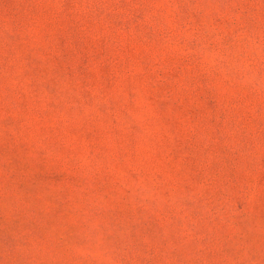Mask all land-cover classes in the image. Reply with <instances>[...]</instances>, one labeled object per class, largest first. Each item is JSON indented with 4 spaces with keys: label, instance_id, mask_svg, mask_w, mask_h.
<instances>
[{
    "label": "rangeland",
    "instance_id": "rangeland-1",
    "mask_svg": "<svg viewBox=\"0 0 264 264\" xmlns=\"http://www.w3.org/2000/svg\"><path fill=\"white\" fill-rule=\"evenodd\" d=\"M0 264H264V0H0Z\"/></svg>",
    "mask_w": 264,
    "mask_h": 264
}]
</instances>
